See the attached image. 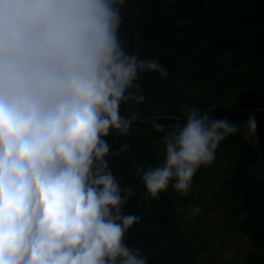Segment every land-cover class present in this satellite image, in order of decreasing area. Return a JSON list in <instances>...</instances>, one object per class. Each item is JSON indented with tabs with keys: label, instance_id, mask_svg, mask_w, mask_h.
<instances>
[{
	"label": "clouds",
	"instance_id": "clouds-1",
	"mask_svg": "<svg viewBox=\"0 0 264 264\" xmlns=\"http://www.w3.org/2000/svg\"><path fill=\"white\" fill-rule=\"evenodd\" d=\"M125 0H0V264H147L125 243L139 221L125 213L107 137L127 136L121 104H142L143 73L168 71L131 54L120 39ZM162 139L163 166L135 175L146 198L172 187L186 197L201 167L239 125L198 108ZM247 125L255 130V115ZM165 125L152 123L163 132ZM200 209L190 206L189 216Z\"/></svg>",
	"mask_w": 264,
	"mask_h": 264
},
{
	"label": "trees",
	"instance_id": "trees-1",
	"mask_svg": "<svg viewBox=\"0 0 264 264\" xmlns=\"http://www.w3.org/2000/svg\"><path fill=\"white\" fill-rule=\"evenodd\" d=\"M122 15L120 39L125 48L131 54H139L141 59L158 60L166 67L168 77L161 79L158 73L140 74L137 83L143 88L145 100L138 105L122 103L121 115L129 119L136 107L141 118L151 114V128L153 122L165 125L163 132L151 128L144 132L149 136L146 150L150 141L155 148L159 147L153 140L162 139L171 130L170 126L174 127L176 119L183 125L185 106L238 124L239 131L222 140V144L231 153L235 168V191L245 212L243 233L256 251L263 249L264 0H125ZM223 54L230 55V61L222 60ZM182 79L188 80L184 86L180 83ZM197 91L201 93L196 94ZM228 92L237 93L235 102H217V97ZM165 101L178 102L183 108L151 109L152 104ZM252 114L257 121L256 142L246 131L249 128L246 121ZM107 140L114 151L128 143V136L112 131ZM135 141L128 143L130 152L108 157L121 185L135 187V195L124 211L138 215L140 221L129 230L125 243L146 255L147 264H168L167 252L161 251L160 246H169L173 240L169 237L176 226L169 223L173 208L163 204L164 198L168 199V190L160 194L159 200L146 198L144 186L135 175L138 161L144 159H137L143 150L138 152L142 142ZM146 157L151 158L153 167L157 166L154 150ZM258 260L255 256L253 264H258Z\"/></svg>",
	"mask_w": 264,
	"mask_h": 264
},
{
	"label": "crops",
	"instance_id": "crops-1",
	"mask_svg": "<svg viewBox=\"0 0 264 264\" xmlns=\"http://www.w3.org/2000/svg\"><path fill=\"white\" fill-rule=\"evenodd\" d=\"M220 57L224 61H230V55L223 54ZM214 75H216L215 71ZM187 82L188 80L185 79L180 80L182 86ZM135 109L133 116L136 121L133 123L135 125L129 128L128 143L136 142L135 140L140 141L138 143L142 142L138 147V152L143 149L137 155L138 160L143 157L144 159L140 161L151 164V158L146 156L149 153L152 155L154 150V164L157 165L156 167L163 166L165 157L163 138L153 140L154 143L160 144L158 148L154 147L152 141L147 150L144 148L149 137L144 132L150 130L151 127L146 125L152 116L149 114L141 118L138 108ZM181 124V121L176 119L174 127L170 126V129ZM246 131L249 138L256 139L254 130L249 127ZM132 150L135 151V147ZM127 157L130 158L129 155ZM131 158L133 159L132 153ZM129 162L131 164V161ZM234 173L231 153L221 141L213 164L201 167L197 171L193 177L192 189L186 197L176 192L172 187L175 181H170L168 199L164 198L163 204L173 208L170 211L172 215L169 223H175L176 226L169 235L170 239H173L170 240L169 246L163 244L160 246L161 251L165 249L167 252L168 264L173 263L172 260L175 264H253L255 256L259 257L258 264H264V248L256 251L243 233L245 212L241 199L235 191ZM190 206L200 209L195 217L189 216ZM162 261L164 262L165 259Z\"/></svg>",
	"mask_w": 264,
	"mask_h": 264
},
{
	"label": "rangeland",
	"instance_id": "rangeland-1",
	"mask_svg": "<svg viewBox=\"0 0 264 264\" xmlns=\"http://www.w3.org/2000/svg\"><path fill=\"white\" fill-rule=\"evenodd\" d=\"M163 90H165V88L163 89ZM201 93V91H197V93L196 94H200ZM208 97V96H207ZM218 99H217V102H220V103H222V102H224V103H226V104H229V103H232V102H235L236 101V98H237V93H233V92H228V93H225V94H221L219 97H217ZM208 100H211V97L209 96L208 98H207ZM216 105V104H215ZM175 107V108H177V109H182L183 108V106H181L178 102H176V103H172V102H170V101H165V102H161L160 103V105L158 104V105H151V109L152 108H154V109H160V110H163V109H165L166 107ZM136 108V107H135ZM134 108V110L132 111V114L130 115V118L128 119V120H130L131 121V124H133L135 121H136V118L133 116V113L136 111V109ZM196 108V107H195ZM212 108H215V106L213 105L212 106ZM146 125V124H145ZM149 125V123L146 125V126H148ZM254 142H256V139L255 140H253ZM260 174V177H262V173L261 172H259Z\"/></svg>",
	"mask_w": 264,
	"mask_h": 264
}]
</instances>
